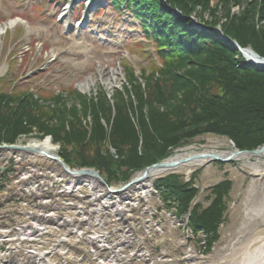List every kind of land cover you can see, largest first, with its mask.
I'll return each instance as SVG.
<instances>
[{
  "label": "trees",
  "instance_id": "obj_1",
  "mask_svg": "<svg viewBox=\"0 0 264 264\" xmlns=\"http://www.w3.org/2000/svg\"><path fill=\"white\" fill-rule=\"evenodd\" d=\"M168 1L185 15L194 13L199 4H207V0ZM221 1L231 8L232 2L239 4L240 0ZM260 1L249 3L236 18L228 14L223 28L243 47L252 46L264 57V26L257 30L252 15L259 8L264 22V0ZM257 3L260 6L254 8ZM129 4L157 42L162 66L152 65L141 76L125 67L128 83L124 93L115 96L117 102H110L99 91L96 98L80 97L82 108L68 107L63 94L42 96L53 103L46 106L31 94L0 91V142L15 143L34 126L55 137L66 163L106 172L109 183L129 180L135 171L163 160L203 133L227 135L240 149L263 145L264 69L247 64L240 51L215 32L196 29L187 19L174 16L161 0H129ZM206 23L211 27L217 21ZM75 92L66 97L78 98ZM89 117L91 123L86 122ZM180 177L170 174L159 179L156 187L166 201L178 203L182 215L189 211L198 190L196 174L188 182ZM231 185L226 180L214 186L212 204L205 209L197 204L192 210L190 226L208 235L206 249L218 236L223 198Z\"/></svg>",
  "mask_w": 264,
  "mask_h": 264
},
{
  "label": "bare ground",
  "instance_id": "obj_2",
  "mask_svg": "<svg viewBox=\"0 0 264 264\" xmlns=\"http://www.w3.org/2000/svg\"><path fill=\"white\" fill-rule=\"evenodd\" d=\"M23 24H26L24 26L27 29L26 36L29 40L34 29L26 22ZM17 25L18 22L14 19L10 22V26L6 24V28L15 29ZM6 28L4 26L0 28V35L4 34ZM72 42L68 48L69 51L78 50L80 52L82 49L87 53L91 48L81 35L72 39ZM60 52L58 47L54 48L51 59L58 57L63 60L64 58L59 56ZM247 54L251 59L259 62V58L254 53L247 51ZM71 61L74 63L73 60ZM74 64L75 67L84 69L85 61ZM110 84L112 85L113 81ZM206 139L203 149L196 144L182 147L167 161V164L171 165L162 170H153L147 178L137 179L142 174H136L133 178L134 182L129 187L122 191H114L115 193L112 194L99 179L92 176L76 178L62 169L55 160L43 158L46 153H57V147L51 143L49 138L42 142L27 144L29 149L41 150L39 153L34 150L24 149L22 152V149H11L15 154L21 153L24 164L30 167L23 174L24 179L29 180L28 178L36 175L37 179L40 178L39 182L42 185L53 187L56 191H63L68 197L66 199L72 202H75L74 199L77 198L80 200L79 204H82V200L85 199V202L90 205L85 212L89 214L90 219L95 223L100 222L103 226L104 223L101 220L107 217L114 221L116 227L122 225V229L119 235L115 234V231L119 230L109 228L79 230V224L76 225V223L88 218V214L83 213L79 216L74 211H70L67 205H62L63 201L55 202L54 204L61 207L58 212H55L54 208L45 211L38 207L34 213L35 230L23 228V224L26 223L25 217L33 213L32 211L17 215L12 220L13 224L18 223L19 228H23L22 230H18L17 226L11 232L8 229L10 225L0 227V244L7 245L4 255L0 257V264H29L28 260H33L34 264H59V259L54 256L53 248L48 246L51 242L56 247H60L59 250L68 252V255L64 257L66 264H72L69 259L76 257L75 251L81 249L83 245L88 252L86 260H83L86 264L90 261H96L94 264H140L147 258L148 261L151 259V264H178L180 259H183V262L187 261L184 264H264V185L257 193L258 183L264 182V153L259 155L241 151L235 153V149H221L233 146L227 138L206 135ZM232 153L234 156L228 161L236 159L244 161L245 164L248 162L244 168L253 172L252 180L244 191L245 197L240 205L230 206L231 216H235L233 218L238 220V232L226 245V230H223L222 240L213 246V251L209 255L202 256L198 254L195 245L188 242L186 235L178 231L180 222L176 220L175 215L166 210L160 212L159 207L163 202L155 191V180L170 173L191 177L195 171L202 169V183L204 186L209 185L218 181L224 173V170L217 172L218 168L213 164L214 159L209 155L218 154L228 157ZM254 156L256 161H252ZM39 162H45L46 166L40 168ZM227 168L232 170V176L237 179L234 193L238 194L241 187L239 182H242L243 177H240L236 169L231 168L230 165H227ZM23 188L18 189L19 194L33 193L34 180L31 183L32 190L29 187ZM111 188L112 190L118 189L115 185ZM107 195L116 196L105 198ZM23 201L19 206L10 205L4 211L19 212L24 208L28 209L25 206L26 203H31V200L23 198ZM44 207L49 208L51 205L45 204ZM154 214L158 216L157 219H154ZM42 219L44 220L40 222ZM156 244L161 245L162 255L154 257ZM128 245L133 246L132 250H126ZM13 257L18 262L12 261ZM3 259L6 262H3Z\"/></svg>",
  "mask_w": 264,
  "mask_h": 264
},
{
  "label": "rangeland",
  "instance_id": "obj_3",
  "mask_svg": "<svg viewBox=\"0 0 264 264\" xmlns=\"http://www.w3.org/2000/svg\"><path fill=\"white\" fill-rule=\"evenodd\" d=\"M71 0H6L7 5L10 8V11L14 15L22 16L24 18H27L30 20V25L34 28L42 27L45 30L44 37L42 38V42L44 43L43 51H40L38 48L39 40L37 39L36 35L33 34L31 36V41H25L24 51L21 54L22 48H23V41L20 43H17V41L24 39L25 37V29L23 26H19L16 30L17 34H15L13 41L10 30L7 31L6 40L1 37L0 40V50L2 47V56L0 57V67L6 63H11V70L12 72L9 74L11 70H9L7 73H3L0 75V90H3V92L8 91L9 81L13 80V83H17L18 78L22 77L23 74H27L30 68L32 69H40L42 70L45 62H46V56L50 55V50L53 48L54 44L56 46H69L71 44V40L69 39L70 36H75V29L72 26L67 25V22L62 18L61 11L64 10L66 5ZM99 3L107 4L108 0H97ZM256 0H240L238 1L239 4H235V2H232L230 5L231 8H227L226 4L221 0H207V4H199L196 9L195 13L197 15H200L203 17L206 21H217V24L223 25L229 21L228 14H231L234 16V18L241 15L242 10L244 11L249 3H254ZM258 2H261L260 0H257ZM81 3V4H80ZM87 2L85 1H79L75 0L74 4L76 6V15H79L80 9L82 12L86 10L84 8V5ZM209 3V4H208ZM81 6V8H78V6ZM260 6V3L256 6L253 5L254 8H258ZM107 9L104 11L96 10L91 8L90 12V19L86 23L85 28L83 29V32L85 34V38L89 44H91L92 47H94L93 50V57L94 60L88 62L84 70H74L72 63H66L61 60H56L54 63H51L47 68H45L42 71H39V73L34 76V78H31L29 80H20L18 82V85L21 86V88L30 89V87L37 88L45 90L46 92H53L54 94H58L60 92H63V96L66 100L63 101L66 103L68 107H72L73 105H76L78 108H82L81 98L83 99H91L96 98L99 91L103 93V95L109 99V101H116L115 96L119 95L120 93H124L123 87L126 85L127 78L125 74L124 69V63L128 61V63L132 64L138 72H136V75L139 74L140 68H146L149 67V60L150 57H155L154 53V45L151 42H146L144 39L143 32L140 28V22L139 20H135L132 17L131 11L124 10V7H122V10L119 12L112 8L111 2L109 1V4H107ZM209 7V9L207 8ZM255 12L252 13L254 15ZM230 16V15H229ZM6 20V21H5ZM8 18L7 16L0 11V25L7 22ZM112 21V23H110ZM264 24V22H263ZM69 26V27H67ZM99 29H98V28ZM119 30L117 31V29ZM14 30V29H13ZM94 30H100V34L103 36L102 38L98 39L97 36L93 34ZM95 33V32H94ZM118 36L120 37V42L118 43ZM11 38V39H10ZM25 40V39H24ZM5 43V44H4ZM30 43V44H28ZM4 44V46H2ZM129 44L131 46L129 47ZM29 45L31 46V51L26 53L28 50ZM139 46H143L144 52L146 54H143V51L140 50ZM126 47H129L131 52H128L126 50ZM13 49V50H12ZM12 50L10 58L8 60L4 61V55ZM66 58H72L71 54H63ZM75 58L78 61H84L85 56L83 54H79L75 56ZM155 63V62H153ZM35 71V70H34ZM78 72V73H73ZM4 74H7L3 77ZM113 81V84L110 83ZM88 82V83H87ZM86 84V86L84 85ZM88 85V86H87ZM99 87V88H98ZM71 88H76L75 95L78 98L72 97H66L67 96V90H70ZM39 91L38 89H36ZM63 90V91H61ZM57 92V93H56ZM26 93V92H25ZM36 93V92H35ZM43 93V92H42ZM66 93V94H65ZM79 94V95H77ZM46 96H49V94L46 93ZM36 98L40 99V102L46 106L52 105V101L42 100L43 98H49V97H41V96H35ZM50 97H53V95ZM81 97V98H80ZM45 106V107H46ZM147 108V107H145ZM135 120V119H134ZM136 122V120H135ZM31 130L28 131V133L20 134L17 138L18 145L21 144H28L30 142H42L45 139H50L51 143L54 144L57 147V151L60 150V144L55 142V137L50 133H44L39 128L36 129L34 126L30 127ZM206 136L198 135L192 140H190L187 144H184L186 146L196 144L200 148L203 149V146L206 144ZM191 142V143H190ZM21 143V144H20ZM185 147V146H184ZM221 149H235L233 146L231 148H221ZM174 151V150H173ZM178 150H175L173 155L176 154ZM114 157L116 154H113ZM171 156V155H170ZM118 157V156H117ZM252 161H256V157L254 156L252 158ZM1 156H0V165H1ZM248 163V162H247ZM244 161L242 160H232L227 162H220V161H214L213 164L215 167L218 168L217 172L224 170V173H222V177L209 185L204 186L202 183V169H199L195 171L192 175L196 174V188L198 190L197 195L195 197V201H198L200 205V209H204L206 207H209L213 200L215 199V194L212 193V186L217 184L220 180L227 177L232 180L231 189L228 192L227 196H224L223 200H225V209L223 212L222 222L217 227V234L218 236L213 240L212 245L209 249H206L205 243L203 241V236L201 233H195V236L185 227V225H181L178 228L179 232H182L184 235H186L188 242L193 243L196 247V250L199 255L207 256L213 251V246L223 238V230H226V241L225 244L228 245L230 243V239L235 235H237L238 225H237V218L234 219L231 216L230 212V206L232 207L234 204L240 205L242 200L245 197L244 191L248 187V184L250 180H252L251 176L253 172H250L244 168L245 165ZM227 165H230V167L233 169H236L238 175L240 177H243L242 182H239L241 187L239 188L238 194L234 193L235 187L237 183L235 182L234 177L232 176V170L227 168ZM40 167H44L45 165H39ZM249 169V168H247ZM28 170V168L25 169V171ZM216 172V173H217ZM5 177H8V174ZM188 177L181 175V180L187 181ZM1 177H0V183H1ZM40 179L34 180V183H38ZM125 183L123 182H113L111 186L115 185L120 189ZM38 185H40L38 183ZM264 185V182L261 181L258 183L257 190L259 193L261 186ZM159 194V193H157ZM51 198L54 199L55 195L50 194ZM59 197L62 196V194H58ZM49 197V194H48ZM43 198V197H42ZM44 199V198H43ZM45 200V199H44ZM78 199H76L77 201ZM163 204L160 205L159 210L160 212L163 210H166L169 213L175 214L174 206L171 205L169 202L163 201ZM42 203V199L40 197H34V205L39 206ZM53 203V202H50ZM87 208H89V205H85ZM3 209V206H0V210ZM241 210V209H239ZM35 213V211H34ZM239 215V211L236 214ZM177 216V215H176ZM157 219L158 216L154 214V219ZM179 220H185L186 217L183 216V218H178ZM125 225V224H124ZM125 227V226H124ZM105 228H109L110 230H119L115 231V234L119 235L121 233L122 225H117L114 223L112 219H106L104 220V225L99 226L97 225L94 220L91 221V224H86L83 226V229L85 230H103ZM64 230V229H63ZM195 232V231H194ZM193 232V233H194ZM201 232V231H200ZM208 236V235H207ZM114 238V237H113ZM120 242V240L118 239ZM84 246V245H83ZM89 246V244L87 245ZM127 251L132 250L133 246L128 245ZM6 244L1 246L2 250H5ZM80 256L75 253L76 257L73 259L71 258L70 261L72 264H82V258H86L88 255V252L86 251V247L84 246L79 250ZM62 254V253H61ZM154 257L162 255L161 245L156 244L154 247ZM63 255V254H62ZM67 254H65L66 256ZM64 256V255H63ZM60 258V257H59ZM63 260V259H62ZM179 260V259H178ZM178 260L176 262H178ZM183 259H180L178 264H184L185 262L182 261ZM62 262V261H61ZM96 261H90V264H94ZM151 259L148 261V258L144 261H141L140 264H151ZM84 264V263H83ZM161 264V263H159Z\"/></svg>",
  "mask_w": 264,
  "mask_h": 264
},
{
  "label": "water",
  "instance_id": "obj_4",
  "mask_svg": "<svg viewBox=\"0 0 264 264\" xmlns=\"http://www.w3.org/2000/svg\"><path fill=\"white\" fill-rule=\"evenodd\" d=\"M7 148H12V149H26V146H17V145H10V146H4ZM241 152H251L254 154H263L264 153V146L255 149V150H245V151H241ZM235 153H240V151H237ZM52 159L58 161L60 163V165L62 166V168L69 174L74 175V176H82V177H94L99 179L109 190V192L113 193L114 190L110 189V187H108V184L106 183L105 179L100 175L99 171L93 169V168H81V169H72L70 168L59 156L57 155H49ZM212 159L216 160V161H228L229 159H231L232 156H234V154H231L228 157H224V155H218V154H211L209 155ZM170 158L163 160L161 162L155 163L149 167H147L143 172L142 175L140 177H138L137 179H141V178H147L149 177L153 170H162L164 169L166 166L171 165V164H167V161ZM134 181L132 180L131 182L125 184L123 186V188L121 190L126 189L127 187H129ZM116 192V190H115Z\"/></svg>",
  "mask_w": 264,
  "mask_h": 264
}]
</instances>
